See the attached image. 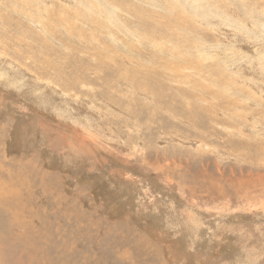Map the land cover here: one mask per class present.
<instances>
[{"label":"rangeland","instance_id":"374dc122","mask_svg":"<svg viewBox=\"0 0 264 264\" xmlns=\"http://www.w3.org/2000/svg\"><path fill=\"white\" fill-rule=\"evenodd\" d=\"M0 192L6 264H264V0H0Z\"/></svg>","mask_w":264,"mask_h":264},{"label":"bare ground","instance_id":"6f19581e","mask_svg":"<svg viewBox=\"0 0 264 264\" xmlns=\"http://www.w3.org/2000/svg\"><path fill=\"white\" fill-rule=\"evenodd\" d=\"M115 2H116V1H115ZM112 9H114V8H112ZM105 10H106V9H105ZM114 13H115V12H114ZM116 20H117V19H116ZM121 23H122V22H121ZM127 31H128V30H127ZM0 193H1V192H0ZM3 196H4V195H3ZM12 204H13V203H12ZM0 207H1V206H0ZM8 212H9V211H8ZM6 214H7V213H6ZM4 215H5V214H4ZM2 262H4V261H1V260H0V263H1V264H4V263H5V262H4V263H2ZM5 264H6V263H5Z\"/></svg>","mask_w":264,"mask_h":264}]
</instances>
